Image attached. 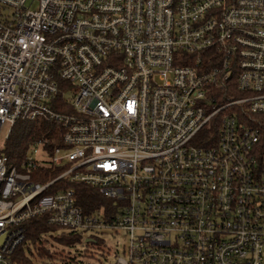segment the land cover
I'll return each mask as SVG.
<instances>
[{"label": "built area", "instance_id": "1", "mask_svg": "<svg viewBox=\"0 0 264 264\" xmlns=\"http://www.w3.org/2000/svg\"><path fill=\"white\" fill-rule=\"evenodd\" d=\"M21 120L54 131L18 167ZM40 215L125 231L108 264H264V0H0V264Z\"/></svg>", "mask_w": 264, "mask_h": 264}, {"label": "trees", "instance_id": "2", "mask_svg": "<svg viewBox=\"0 0 264 264\" xmlns=\"http://www.w3.org/2000/svg\"><path fill=\"white\" fill-rule=\"evenodd\" d=\"M54 129V124L42 121H27L21 120L17 121L11 128L9 136L6 138L3 144V153L8 157V160L11 161L14 165L20 166L22 158L25 156L30 144L36 139L50 136V131ZM54 131V130H53ZM47 148L50 150L51 145H48ZM58 169L51 168L43 164H38L35 171L30 172V176L35 182L45 183L51 180L56 176ZM62 185L63 187H68L72 185L76 189V203L79 204L86 212L96 211L100 207H107L110 204V200L104 198L99 191L82 183H66L62 180L58 183H55L52 187L45 189L43 194L53 193L57 185ZM55 226L49 225L47 220L44 219V215H40L37 218L29 220L26 226V243L23 247L18 250L17 256L21 264H32L27 253L31 257H43L47 259H54L58 257L60 259V264H68L70 261H74V257L66 253L64 247H71L75 243L82 240V235L75 232H61L58 236L55 237V241L62 246L61 251L56 250L51 247H45L42 244L43 234L46 231L53 229ZM38 248H35V251H32L31 248L34 245H39ZM31 245V246H30ZM53 248V249H52Z\"/></svg>", "mask_w": 264, "mask_h": 264}, {"label": "rangeland", "instance_id": "3", "mask_svg": "<svg viewBox=\"0 0 264 264\" xmlns=\"http://www.w3.org/2000/svg\"><path fill=\"white\" fill-rule=\"evenodd\" d=\"M64 98L70 99L68 94H66ZM3 144L4 141H2L1 145ZM64 230L65 229L55 226L53 229L46 231L42 235V244L45 247L53 246L56 250L61 251L62 246L55 241V237ZM86 234H91L95 239V242H86L84 236L80 242L75 243L73 246L69 248L64 247L66 253H69V255L74 257V261H71L70 264H108L114 259L116 254H123V248L127 245L128 241L127 233L123 230H119L116 233L99 231ZM39 246L42 245H34L31 250L35 251V248H38ZM26 255L29 257L32 264H60V259L58 257L47 259L43 257H31L28 253Z\"/></svg>", "mask_w": 264, "mask_h": 264}, {"label": "water", "instance_id": "4", "mask_svg": "<svg viewBox=\"0 0 264 264\" xmlns=\"http://www.w3.org/2000/svg\"><path fill=\"white\" fill-rule=\"evenodd\" d=\"M91 239L90 238H86L85 241H90Z\"/></svg>", "mask_w": 264, "mask_h": 264}]
</instances>
